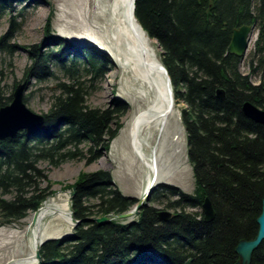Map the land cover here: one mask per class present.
<instances>
[{"label": "trees", "instance_id": "obj_1", "mask_svg": "<svg viewBox=\"0 0 264 264\" xmlns=\"http://www.w3.org/2000/svg\"><path fill=\"white\" fill-rule=\"evenodd\" d=\"M8 1L0 0V21L10 15L9 31L0 42L18 30ZM135 17L161 46L174 99L184 104L181 124L194 194L159 184L152 201L164 203L166 189L173 199L166 203L175 210L167 222L159 220L161 209L143 204L135 221L97 224L86 220L127 213L139 199L122 194L109 170L80 172L64 186L71 190V211L79 223L72 235L44 242L40 264H240L237 247L258 236L264 201V125L246 117L243 105L251 101L264 109V76L253 84L239 69L242 58L229 54V46L234 28L257 26L258 58L249 68L252 75L264 74V0H136ZM67 56L61 49L31 52L27 75L43 82L53 77L55 64L66 80L57 84L42 126L0 140L1 225L37 211L55 194L50 171L68 162L100 160L123 127L127 104L102 108L89 103L107 72L105 56L92 50L68 61ZM11 101L12 95L0 92V108ZM207 197L216 214L212 222L204 221L203 212L187 211L202 208ZM250 264H264V241Z\"/></svg>", "mask_w": 264, "mask_h": 264}, {"label": "rangeland", "instance_id": "obj_2", "mask_svg": "<svg viewBox=\"0 0 264 264\" xmlns=\"http://www.w3.org/2000/svg\"><path fill=\"white\" fill-rule=\"evenodd\" d=\"M30 1L9 0L6 4L7 12L15 18L14 21L17 23L18 30L14 32L12 38H6L0 42V92L2 95L11 96L19 84L26 82L24 94L26 106L32 112L44 116L51 106L52 95L57 84L65 82L66 78L59 72L55 64L50 67V72L53 73L52 78L43 82H37L33 77L31 78L27 75V69L31 66V52L34 49L43 50V53H51L60 49L63 51L64 45L67 46L70 42H88L99 45L100 48L90 46L99 51L100 55L105 56L104 59L107 60L106 67L108 68L105 75L96 83L97 90L89 98L90 105L105 108L114 106L115 102H123L128 106L127 113L121 119L123 127L104 157L91 165H85L84 162H68L49 172V178L53 182L52 189L55 191L54 195L60 198L61 202L68 200L70 205L71 190L65 189V185L73 184L80 172L90 173L100 169L109 170L115 185L122 194L139 200L144 198L146 204L167 210L174 216L175 210L166 207V203L173 200L169 199V189L165 188L166 190H164L166 196L163 199L164 203H157L152 200L155 199L156 191L161 183L178 187L187 194H194L195 191L193 170L188 160L186 133L181 124L183 102L174 100V114L168 118L162 131L156 130L154 133H146L142 137V150L147 160H150L151 163L157 161V171L151 172L129 146L128 134L124 129L128 116L135 112L136 104L129 95V88L126 83L128 74L125 73L118 61L117 53L112 47L110 39L98 31V24L91 20L93 9L89 1L83 0L79 4L80 0H39L37 5L27 9ZM9 19L10 15H6L0 21V39L9 31ZM49 19L50 22H48ZM47 23L50 24L48 32L46 30ZM57 38L64 39L65 44L50 42L54 44L46 45L48 40ZM259 38L260 31L255 26L249 50L239 66L241 73L250 75L251 82L255 85L260 84L261 78L264 76L262 72L252 75L249 68L250 62L258 58L257 42ZM154 41V47L161 60L162 49L157 41ZM260 46H264V40L261 41ZM100 55L98 54L102 58ZM73 56L74 54H69L66 61ZM115 98L118 101L113 102ZM154 100L155 98L151 97L149 103L152 104ZM154 181L155 185H150ZM187 211L202 212V208L187 209ZM131 212V217L120 219V221L129 223L137 220L138 215L134 209ZM32 222L34 223V212L30 213L26 219L12 225L0 224V264H18L20 261L29 258L34 248V225ZM75 226L74 220L71 225L62 219H56L52 215L41 223L40 232H42V237L45 233L50 232L51 235L46 240L65 238L72 235ZM36 264H40L38 259ZM241 264H243L242 256Z\"/></svg>", "mask_w": 264, "mask_h": 264}, {"label": "bare ground", "instance_id": "obj_3", "mask_svg": "<svg viewBox=\"0 0 264 264\" xmlns=\"http://www.w3.org/2000/svg\"><path fill=\"white\" fill-rule=\"evenodd\" d=\"M16 1L21 2V0ZM38 1L39 0H31L27 9L37 5ZM88 1L93 9V14L90 17L91 20L98 24L99 29L97 30L110 39L112 47L117 53L118 61L121 63L125 73L128 74L126 76V83L129 88V95L134 99L136 104L135 112L128 116V121L126 122V127L124 129L128 134L129 146L146 167L149 169L151 167V169L156 172L157 161L151 163L150 160H147L145 153L142 150V137L146 133L152 134L156 130L162 131L168 118L174 114L175 99L172 83L169 80L167 72L163 69L162 61L158 57L156 48L154 47V39H151L146 34L135 17V0ZM82 2L83 0H80L79 4ZM50 42H57V44L63 45L65 44L64 39L62 40V38L48 40L46 45L51 46V44H54ZM90 45L100 48L99 45L88 42H70L67 46L64 45L62 55L78 54L81 53L82 50H92L94 53L100 55V52L92 49ZM100 56L103 57L102 55ZM243 59L244 58H242V60ZM151 97L155 98L152 104L149 103V99ZM114 101H118L117 98H115L113 102ZM34 129L36 128L31 130ZM161 184L167 186L170 185L166 183ZM137 205L138 203L133 207L136 215L140 212V210L138 213L136 211ZM52 215H54L56 219H62L71 225L75 219L73 214H71L68 200L61 202L60 198L53 195L44 201L42 206L34 212V223L32 222L34 225L33 251L29 258L20 261V264L37 263L36 250L39 243L50 233H45L42 237L40 226L46 218ZM110 216L117 217V215ZM74 221L76 222V225L79 223L76 219ZM39 232L41 233V236H39ZM150 255L152 258L158 259L157 252L152 251ZM151 257L148 258L149 261H153Z\"/></svg>", "mask_w": 264, "mask_h": 264}, {"label": "water", "instance_id": "obj_4", "mask_svg": "<svg viewBox=\"0 0 264 264\" xmlns=\"http://www.w3.org/2000/svg\"><path fill=\"white\" fill-rule=\"evenodd\" d=\"M136 1V0H135ZM134 1V2H135ZM135 6V3H134ZM135 10V9H134ZM255 25H242L232 30V38L229 46V53L240 58H244L247 51L249 50L250 43L254 36ZM160 46V45H159ZM161 48V46H160ZM163 69L167 72L163 65ZM168 74V73H167ZM169 77V75H168ZM169 80L171 81L170 77ZM26 91V82L19 84L13 94L12 101L0 108V140H6L8 138H14L18 133L33 128L40 127L44 124V116L38 115L32 112L24 102V94ZM224 92L218 91V96L223 97ZM243 112L246 117L253 120L256 123L264 125V109H261L251 101H247L243 105ZM71 201V198H70ZM149 202V200H147ZM145 203V199L139 200L136 206L137 213ZM203 214L205 222H212L215 219V211L212 206L210 199L207 197L203 203ZM132 212L117 215L112 217L110 215L103 216L100 218H90L87 222H94L97 224H103L110 222L113 219H125L131 217ZM173 214L167 210H160L158 217L161 222H167L171 219ZM74 219V218H73ZM75 220V219H74ZM259 233L256 239L252 241H242L237 252L243 257V264H250L253 251L264 241V201L262 214L258 218ZM40 236V233H39ZM45 241H41L36 250L37 259L40 261V248Z\"/></svg>", "mask_w": 264, "mask_h": 264}, {"label": "crops", "instance_id": "obj_5", "mask_svg": "<svg viewBox=\"0 0 264 264\" xmlns=\"http://www.w3.org/2000/svg\"><path fill=\"white\" fill-rule=\"evenodd\" d=\"M50 235H51V234H48L47 237H50ZM47 237L45 238V240L47 239ZM56 237H57V236H56ZM54 238H55V237H54ZM45 240H44V241H45Z\"/></svg>", "mask_w": 264, "mask_h": 264}]
</instances>
